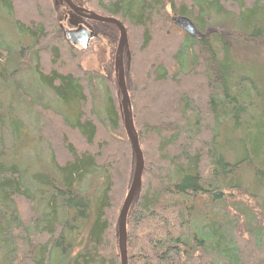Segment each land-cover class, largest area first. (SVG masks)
<instances>
[{
  "label": "trees",
  "instance_id": "obj_1",
  "mask_svg": "<svg viewBox=\"0 0 264 264\" xmlns=\"http://www.w3.org/2000/svg\"><path fill=\"white\" fill-rule=\"evenodd\" d=\"M0 3L21 34L35 41L27 59L37 63L39 82L70 115L40 109L47 117L41 136L51 156L49 193L39 176L29 178L0 157V264H52L54 254L58 264H120L117 213L129 187L132 150L114 95L116 79L107 84L110 97L102 114L91 95L95 76L80 70L83 51L70 47L57 27L52 0ZM98 3L127 30L129 95L145 160L142 193L127 229L128 264H264V231H248L254 214L243 203L227 201L228 192L242 190L240 168L255 166L252 158L263 167L264 128L256 127L255 157L246 147L249 156L230 164L219 148L221 129L233 121L245 130L248 119L264 115V92L244 75L245 53L234 54L227 41L264 40V0ZM178 17L193 20L201 35L207 26L226 25L228 37L194 39L174 24ZM10 56V47L0 45V67H7ZM255 56L264 67L262 50ZM177 65L179 72L173 71ZM80 225L88 227L86 241L70 261L63 254Z\"/></svg>",
  "mask_w": 264,
  "mask_h": 264
},
{
  "label": "rangeland",
  "instance_id": "obj_2",
  "mask_svg": "<svg viewBox=\"0 0 264 264\" xmlns=\"http://www.w3.org/2000/svg\"><path fill=\"white\" fill-rule=\"evenodd\" d=\"M91 1L93 2L91 3V7L94 11L101 15L106 14L97 6V4H99V0ZM167 11L170 13V8H167ZM14 21L13 17L8 15L6 9L2 3H0V45L10 47L11 51L7 67H0V138L2 140V142H0L1 162L9 165L17 164V166L24 170V172L27 174L29 173V178L34 179L39 176L40 179L38 181L40 187L44 188L45 191L47 189L49 193L50 182L47 181L45 177L48 176V174L52 175L53 173L51 172V156L48 151L49 149L41 136V129L45 126V120L47 117L46 115L40 113V109L50 108L53 111H62L66 115H69V111H66L67 109H65L66 107L64 104L61 106L52 90L47 89L44 84L39 82L40 80H38L36 75L40 73L37 63L33 60L30 65V61L27 59V55L30 53L29 49H32V43L34 40L29 35L21 34V31L17 29V25ZM191 21L194 23L193 20ZM56 24L57 27H59L58 21ZM225 26L222 25L219 29L211 25L207 26L206 31L202 35H197L196 33H193L192 30L190 31L192 36H194V39H200L204 36L205 38H210L214 34L227 38V26ZM182 28L186 29L188 27L187 25H184ZM113 32L117 35V38H119V33L116 28ZM257 33L260 34V30ZM227 41L231 44L230 47L234 54L236 53L242 56L241 53H245L248 62L246 63L247 72H245L244 75L246 77L248 76V78L251 77L252 81H255L254 85L260 89L259 91L263 90L264 92V86L259 85V81H264V67H261L259 64L257 65V63L254 62L257 49H261L264 56V40L261 41L260 38L250 40L244 38H242V40L238 38L235 40L234 38H227ZM70 47L75 48L76 51H80L79 47H74L72 45H70ZM190 60H192V56L189 57V60L187 61L188 64L185 67L187 72L192 69L189 67ZM2 61L3 59L0 58V64ZM79 67L80 70L89 74L90 77L95 76L94 84L91 90L93 104L99 112L104 114L106 103L110 97L107 84H110L113 80L111 81L108 77L105 78V76H101L102 74L87 69L85 62H83V57L79 61ZM173 71L179 72L180 67L178 65L176 67L173 66ZM131 83L129 93L133 87L132 78ZM114 95L118 98L116 93ZM262 96L264 101V94ZM119 101L120 99H118V107ZM259 105H262V108H264V102ZM237 114H239V112ZM190 118L194 119L191 115ZM50 119L53 120L52 118H49V120ZM245 119H247V117H245ZM245 124H247V128L245 130H240L238 128L239 124L234 125L233 121L231 122V127H227L226 131L221 129V139L219 145L220 152L230 164H235L249 156L246 153V147L252 151V156L255 157L256 155L253 148L258 141L256 139L257 136L255 132L256 127L264 128V115H255L252 123L248 119ZM249 125H251V127H249ZM251 137L252 141H250ZM258 145L261 146L260 141L257 143V147ZM262 148L264 149V145ZM258 151L259 150H257V153ZM262 153L263 154L260 158L264 163V150ZM252 165L255 166L248 167L247 164H245V168L243 170L240 168L241 171L238 172L237 179L240 180L242 190L239 192L236 190L228 192L227 201L229 203L234 201L243 203L245 207H247V209L254 214L255 219L252 221L253 226L251 228L248 225V231H252V229L255 230L256 228L264 231V173L260 172V170H264V165L261 168H257L254 158H252ZM130 168V173L132 174V159L130 162ZM42 176L44 177L42 178ZM26 180L25 182L28 186L33 183L32 181ZM95 181L96 177L89 180V185L95 183ZM129 181L130 179L128 180V186L130 184ZM48 193L46 194L47 196ZM122 203L123 202H121V204ZM119 214L120 211H118L117 217ZM87 231L88 227L86 225H80V228L76 231L73 241L67 243L69 248L66 244H64L67 248H65L66 253L63 255L66 256L68 260H73L80 250V247L85 243ZM242 236L244 238H248L249 234L247 235L244 233ZM71 245L73 246L71 247ZM58 259L61 258L54 254L52 264H58Z\"/></svg>",
  "mask_w": 264,
  "mask_h": 264
},
{
  "label": "water",
  "instance_id": "obj_3",
  "mask_svg": "<svg viewBox=\"0 0 264 264\" xmlns=\"http://www.w3.org/2000/svg\"><path fill=\"white\" fill-rule=\"evenodd\" d=\"M54 1V7L57 10V0ZM86 18L97 22L110 24L119 31V41L116 54V82L118 88V98L120 99L119 109L121 120L132 150L133 169L127 195L118 217L116 239L117 253L120 258V264H128L127 229L132 208L137 205L142 193V177L145 171L144 155L141 150L139 137L134 126L132 106L129 95V89L132 83L131 52L129 49L128 34L123 23L117 18L103 17L93 12H90V15L86 16ZM174 24L185 31L192 38L194 36H192L190 30H192L193 33H196L197 35H200L194 24L187 18L178 17L174 19ZM184 25H187L188 28L183 29L182 27H184ZM91 37L92 34L85 30L74 32L68 31V33L66 34L67 42L70 45L83 49L89 46ZM125 54L127 56V68L124 64Z\"/></svg>",
  "mask_w": 264,
  "mask_h": 264
},
{
  "label": "flooded vegetation",
  "instance_id": "obj_4",
  "mask_svg": "<svg viewBox=\"0 0 264 264\" xmlns=\"http://www.w3.org/2000/svg\"><path fill=\"white\" fill-rule=\"evenodd\" d=\"M53 1L54 5L55 1ZM91 3H93L91 0H57L56 13L59 29L66 41L68 31L85 30L90 32L92 37L89 46L84 49L79 47V50L83 51V62L87 69L96 71L112 81L113 78L116 79V54L119 38L113 32L114 26L86 18L90 12L108 17L94 11ZM124 64L127 68L126 54L124 55Z\"/></svg>",
  "mask_w": 264,
  "mask_h": 264
}]
</instances>
